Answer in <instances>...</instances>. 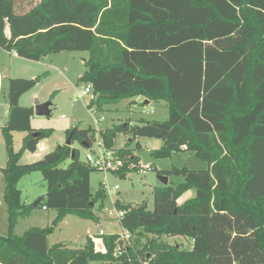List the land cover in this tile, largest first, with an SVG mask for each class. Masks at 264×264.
I'll list each match as a JSON object with an SVG mask.
<instances>
[{"label": "trees", "instance_id": "16d2710c", "mask_svg": "<svg viewBox=\"0 0 264 264\" xmlns=\"http://www.w3.org/2000/svg\"><path fill=\"white\" fill-rule=\"evenodd\" d=\"M1 49L33 61L88 51L80 82L93 85L90 108L143 96L165 101L169 109L166 120L127 122L104 132L108 150L122 130L133 141L163 139L157 157L188 150L208 168L162 172L183 180L156 188L153 210L145 201H115L125 212L123 228L136 235L122 255L116 234L102 235L105 251L96 250L92 237L79 248L50 246L48 236L66 213L93 217L106 192L91 191L97 168L82 161L72 144L20 163L51 129H34V107L20 105L36 80L10 78L9 119L2 128L8 233L0 234V264H264V0H0ZM16 131L25 132L19 151ZM72 131V142L92 147L93 130L77 125L67 138ZM117 152L128 156L117 168L121 175L138 167L140 159L127 145ZM36 171L47 182L37 207L55 209L57 216L52 225L17 235L18 220L34 208L23 201L19 182ZM192 188L194 196L180 203ZM143 234L150 237L143 241ZM177 235L190 237L192 248L163 241Z\"/></svg>", "mask_w": 264, "mask_h": 264}, {"label": "rangeland", "instance_id": "374dc122", "mask_svg": "<svg viewBox=\"0 0 264 264\" xmlns=\"http://www.w3.org/2000/svg\"><path fill=\"white\" fill-rule=\"evenodd\" d=\"M38 2L39 0H29ZM88 51L70 50L61 51L43 56L39 61H26L13 57L5 51L0 50V66L3 75V84L0 90V108L6 104L8 79L24 77L36 80L32 89L24 93L20 98V105L36 106L51 101V113L49 116H38L34 113L31 124L37 131L51 129V133L43 138L35 152L24 151L20 163L27 164L39 160L47 152H50L58 145H63L67 140V132L75 126L82 129H91L95 134V141L92 147H88L73 140L72 146L80 152L82 161L87 162L86 157L90 151L100 154V149H107L103 139V133L108 130H115L119 126H125L127 122L137 123L141 120L163 121L169 117L168 105L165 101H150L143 96L124 99L119 103L106 104L103 110L90 108L88 105L93 96L78 98L80 90L87 83H81L80 77L87 69L85 61L89 58ZM150 101V102H149ZM62 114L65 118H62ZM25 132L14 133V148L19 151L22 147ZM138 143L142 145L138 147ZM164 144L161 138L138 137L135 141L125 131H115L112 141L111 158L117 164H122L128 156L121 157L117 151L126 145L131 152L138 156L140 162L136 169L121 175L118 165L112 169H93L90 177L91 191L95 193L101 187L106 192L104 207L99 209L98 205L94 210L93 217H83L77 213H66L54 227L48 236L50 246L59 245L66 248H79L85 246L89 239H95L96 250L105 251L100 230L106 235L116 234L118 242L124 228L119 218L110 212L112 209H119L115 204L118 199L123 204H136L145 201L150 210L155 206V189L163 186L162 172L170 170L173 166L188 167L190 169L202 170L208 168V162L200 159L192 151H174L169 157H157L154 153L162 148ZM4 156H7L6 147ZM1 159V156H0ZM70 162L68 159L63 166ZM88 163V162H87ZM90 164V163H89ZM169 185H175L183 180L181 176H168ZM19 186L23 189L22 199L28 204H33L39 197L47 192V182L40 171L27 174ZM118 189H115V187ZM192 188L185 192L179 202L182 203L194 196ZM57 210L42 207H34L31 214L21 218L16 232L22 233L26 229L37 226L52 225L57 216ZM113 226L114 229L110 227ZM3 233H8L7 230ZM1 234V232H0ZM6 235V234H1ZM144 236L146 241L150 236ZM136 235L134 236V238ZM163 241L169 244L178 243L182 249L190 250L193 240L186 236L163 237ZM119 244V243H118ZM119 245H117L118 254ZM90 264H117L112 262L91 261Z\"/></svg>", "mask_w": 264, "mask_h": 264}, {"label": "crops", "instance_id": "0c3cea01", "mask_svg": "<svg viewBox=\"0 0 264 264\" xmlns=\"http://www.w3.org/2000/svg\"><path fill=\"white\" fill-rule=\"evenodd\" d=\"M9 34H10V31L7 30V35H9ZM1 51H5L7 54H9V55H11L13 57L20 58V59H24L26 61H30L29 59H25V58H22V57L18 56L16 53H11L9 51L2 50V49H1ZM31 61H33V60H31ZM7 74L6 73L5 74L2 73V68L0 66V90H1L2 84H3V75H4V77H6ZM6 101H7V99H6ZM9 111H10V107L8 105V102H6V104L2 105L1 108H0V156H1V159H0V232H1V234H6V235H7V233H3V232H4L5 229L7 230L8 208H7V205L5 204V201H4L5 179H4V175H3L2 168H4L6 166V164H7L8 156H6V157L4 156V149H5L6 146H5L4 136H3V133H2V128L8 122V119H9ZM22 179L20 180V182L22 181ZM20 182H19V184H20ZM19 188L21 189L20 186H19ZM21 190H22V196H23V189H21ZM23 201L25 202V204L28 205L27 201H25V200H23ZM42 209L43 210H47V208H45V207H42ZM31 212L28 215H30ZM28 215H26V216H28ZM26 216H23L21 218H24ZM21 218L18 220V223H17L16 228H15V233L17 235H22L25 231H27L28 229L32 228V227H30V228L26 229L25 231H23L20 234L17 233L16 232V229H17L18 225L21 222ZM33 227H37V226H33ZM44 227H46V226H42L41 228H44ZM110 228L114 229L113 226H111Z\"/></svg>", "mask_w": 264, "mask_h": 264}, {"label": "built area", "instance_id": "2783aa9c", "mask_svg": "<svg viewBox=\"0 0 264 264\" xmlns=\"http://www.w3.org/2000/svg\"><path fill=\"white\" fill-rule=\"evenodd\" d=\"M85 96H93V85L91 83L86 84L80 90L78 98H83ZM62 118H65V115L62 114ZM100 154H97L94 151H90L87 154L86 160L91 165L96 168H105L112 169L113 166L120 165L116 163V160L111 158L112 151L108 149H100ZM115 189H118L116 186ZM112 214H115L119 220L125 215L124 210H119L117 208L110 210ZM100 235L106 234L104 230H100ZM134 235L131 230L125 229L124 232L120 235L118 255L124 254L128 247L133 246Z\"/></svg>", "mask_w": 264, "mask_h": 264}, {"label": "water", "instance_id": "95a60500", "mask_svg": "<svg viewBox=\"0 0 264 264\" xmlns=\"http://www.w3.org/2000/svg\"><path fill=\"white\" fill-rule=\"evenodd\" d=\"M8 72L6 71V74ZM51 101H48V102H45V103H41V104H38L34 107V113L38 116H49L50 113H51ZM38 133H34V136H37ZM72 135H73V131L71 132V134L69 135V137L67 138L66 140V145H71L72 144ZM74 154V153H73ZM164 186H167L169 184V178L167 175H164V176H161L160 177ZM44 195L39 197L32 205L33 207H37L39 202L43 199ZM112 229V228H111Z\"/></svg>", "mask_w": 264, "mask_h": 264}]
</instances>
